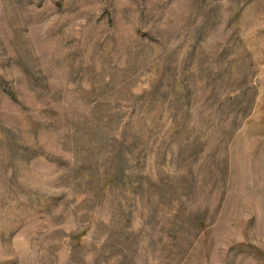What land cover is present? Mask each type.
<instances>
[{"label":"rangeland","instance_id":"374dc122","mask_svg":"<svg viewBox=\"0 0 264 264\" xmlns=\"http://www.w3.org/2000/svg\"><path fill=\"white\" fill-rule=\"evenodd\" d=\"M0 264H264V0H0Z\"/></svg>","mask_w":264,"mask_h":264}]
</instances>
